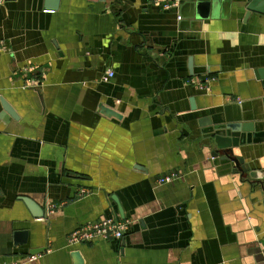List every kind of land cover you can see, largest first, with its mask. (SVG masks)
I'll list each match as a JSON object with an SVG mask.
<instances>
[{"label": "crops", "instance_id": "crops-1", "mask_svg": "<svg viewBox=\"0 0 264 264\" xmlns=\"http://www.w3.org/2000/svg\"><path fill=\"white\" fill-rule=\"evenodd\" d=\"M251 2L3 1L0 264H257L248 248L264 240V169L244 188L251 229L208 138L237 113L254 130L237 150L264 167V95L249 81L264 69V14L247 17ZM26 70L42 73L37 87ZM104 219L124 227L122 239L68 244ZM16 232L27 244L15 245Z\"/></svg>", "mask_w": 264, "mask_h": 264}, {"label": "water", "instance_id": "water-1", "mask_svg": "<svg viewBox=\"0 0 264 264\" xmlns=\"http://www.w3.org/2000/svg\"><path fill=\"white\" fill-rule=\"evenodd\" d=\"M53 4L52 10H57L59 6V0H47ZM252 12H258L264 14V0H252L248 5L247 17ZM192 74V73H191ZM252 82V86L257 88V93L264 95V69H259L254 72L253 77L249 79ZM192 109H195L193 101ZM239 105H242V100H239ZM4 113L12 119H17L13 109L6 103L3 102ZM224 116L225 121H220L216 124L211 133L208 136L212 141L214 151L212 157L216 158L220 156L221 168L229 166L231 173L228 175V179L233 190V199L237 200V204L240 208L241 217L249 225L251 229L255 228L252 222V215L256 206H250V198L244 191V188L256 185L263 179L261 173L264 167L256 168L253 165L245 162L237 150L241 145L244 144L245 139L242 134L252 133V127L248 124L243 123V119L238 117V114H233V111L227 112ZM254 129V127H253ZM237 187L240 188L239 193L236 191ZM235 190V191H234ZM21 201L25 203L29 211L32 213L35 219H43L45 213L43 208L37 205L34 201L29 198H21ZM244 201V203H242ZM261 206V204H260ZM259 205L257 206V208ZM257 213V212H256ZM259 231L260 226L256 227ZM28 233L27 232H16L14 235L15 245L22 246L27 244ZM250 246L248 252H251V256L257 264H264V240H258L257 238L250 239ZM46 249H36L30 251V255L34 256L44 252Z\"/></svg>", "mask_w": 264, "mask_h": 264}, {"label": "built area", "instance_id": "built-area-1", "mask_svg": "<svg viewBox=\"0 0 264 264\" xmlns=\"http://www.w3.org/2000/svg\"><path fill=\"white\" fill-rule=\"evenodd\" d=\"M4 0H0V6ZM182 0H154V3L159 5L163 10H170L172 8L178 7ZM26 73V84L29 87H37L40 84L42 73L35 74L32 70L24 71ZM114 77V72L112 69H108L104 80L108 81ZM207 82V80L205 81ZM190 84L196 85L195 80H191ZM199 84V83H198ZM178 177L177 174H169L158 180L160 185H164L172 182ZM55 206H51L50 209L54 210ZM124 235V227L119 223L111 219H104L101 221H96L87 225H84L74 231L68 237V244L70 246L83 245L88 243H93L96 241H111L120 240Z\"/></svg>", "mask_w": 264, "mask_h": 264}, {"label": "clouds", "instance_id": "clouds-1", "mask_svg": "<svg viewBox=\"0 0 264 264\" xmlns=\"http://www.w3.org/2000/svg\"><path fill=\"white\" fill-rule=\"evenodd\" d=\"M261 43H264V37L261 38Z\"/></svg>", "mask_w": 264, "mask_h": 264}]
</instances>
